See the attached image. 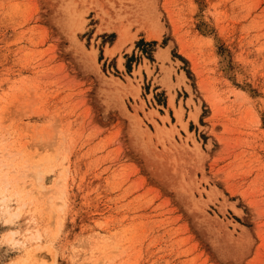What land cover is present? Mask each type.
I'll return each instance as SVG.
<instances>
[{
    "label": "rangeland",
    "instance_id": "374dc122",
    "mask_svg": "<svg viewBox=\"0 0 264 264\" xmlns=\"http://www.w3.org/2000/svg\"><path fill=\"white\" fill-rule=\"evenodd\" d=\"M0 264H264V0H0Z\"/></svg>",
    "mask_w": 264,
    "mask_h": 264
},
{
    "label": "bare ground",
    "instance_id": "6f19581e",
    "mask_svg": "<svg viewBox=\"0 0 264 264\" xmlns=\"http://www.w3.org/2000/svg\"><path fill=\"white\" fill-rule=\"evenodd\" d=\"M12 234H13L12 231H11V232H8V233L6 234V240H11ZM33 236H38V232L32 234V237H33Z\"/></svg>",
    "mask_w": 264,
    "mask_h": 264
}]
</instances>
